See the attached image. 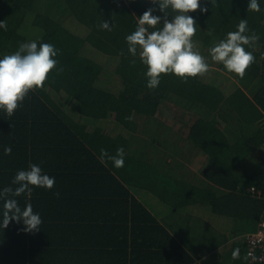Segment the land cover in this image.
Segmentation results:
<instances>
[{
	"label": "trees",
	"instance_id": "trees-1",
	"mask_svg": "<svg viewBox=\"0 0 264 264\" xmlns=\"http://www.w3.org/2000/svg\"><path fill=\"white\" fill-rule=\"evenodd\" d=\"M150 6L151 0H0V21L7 25L0 29V55L32 39L59 49L44 85L11 117L0 113V187L30 163L56 178L51 190L34 188L18 197L21 205L33 204L43 224L34 233L18 231L22 224L15 221L0 229V264H253L241 239L224 252L226 259L209 257L227 239L218 240L209 227L194 235L205 222L192 215L186 217L194 223L172 232L135 192L154 193L173 213L206 203L233 219L232 237L264 216V4L247 13V0H215L207 13H192L200 25L193 44L209 64L215 63L210 47L247 18L260 39L243 78L218 63L219 72L186 80L162 74L156 89L146 86V66L127 52L124 39ZM103 18L114 20L112 31L97 27ZM104 58L115 60L116 89L103 81L109 79ZM183 95V105L197 114L186 146L206 156L202 183L152 157L151 144L159 148L141 137L162 130L161 122L149 123L164 100L180 103ZM120 147L122 168L101 163V149L115 154ZM253 186L261 194L252 193ZM235 249L239 257L233 259Z\"/></svg>",
	"mask_w": 264,
	"mask_h": 264
},
{
	"label": "clouds",
	"instance_id": "clouds-1",
	"mask_svg": "<svg viewBox=\"0 0 264 264\" xmlns=\"http://www.w3.org/2000/svg\"><path fill=\"white\" fill-rule=\"evenodd\" d=\"M215 0H151V6L136 15L135 29L126 34L127 52L139 58L146 66V86L156 89L162 74H172L181 79L195 78L209 70L208 58L194 48L193 37L199 23L193 12L207 13L208 5ZM264 0H247V13L260 12ZM157 12L163 15L157 14ZM162 25L161 27H156ZM101 30L112 31L115 22L105 18L97 25ZM0 29L7 30L5 21ZM260 35L248 26L246 17L241 18L235 30L228 31L208 50L211 61L223 65L228 72L243 78L246 69L255 62L253 48ZM59 49L50 42L36 39L19 42L17 48L0 55V113L14 115L30 91L44 85L49 74L56 69ZM135 63V59L131 61ZM11 146L4 148L10 155ZM126 153L123 147L109 154L101 149V163L110 160L114 168H122ZM55 176L50 175L40 164L30 163L14 174L11 184L0 187V229L3 231L15 221L22 224L18 231L34 233L40 230L43 218L33 204L26 200L21 205L18 197L30 194L34 188L51 190ZM59 195V193H57ZM233 259L239 257V249L232 252Z\"/></svg>",
	"mask_w": 264,
	"mask_h": 264
},
{
	"label": "rangeland",
	"instance_id": "rangeland-1",
	"mask_svg": "<svg viewBox=\"0 0 264 264\" xmlns=\"http://www.w3.org/2000/svg\"><path fill=\"white\" fill-rule=\"evenodd\" d=\"M194 48L199 50V47H197V45H194ZM103 62L105 64L104 75L109 78L108 80L103 81L104 83L108 84V86L116 89L114 81L115 60L112 58H104ZM209 65V69H213L219 72L217 62H211V64ZM185 98L186 97L183 95L180 103L170 100H164V102L160 105L159 112L157 113L158 119L149 123L150 125L155 126L160 125L158 122H161L162 124H164V126L162 125V130H158V132L153 133L155 135L152 136L149 133L144 134L142 132L141 137L145 139L148 138L153 141L156 147L159 148L157 149V151L176 152L180 151V149L182 150L186 145L189 126L192 124L194 119L197 118V114L194 111H190L187 107H185V105H183L185 103ZM168 126L172 128V131L169 130ZM151 131H153V129H151ZM187 148L189 149L188 146ZM152 149L153 152H156V148L153 144H151L150 152H152ZM193 150L194 149L191 148V151ZM193 161L194 163H198L200 161V158H195ZM190 178L196 179L200 183L203 181L195 178L194 176H191ZM137 197L164 223V225H173V222L178 221L176 220L175 214H173L170 207L160 201V199L154 193L146 189H140L138 190ZM241 221L242 220H239V225L243 226V229H245L248 224L244 225L245 223ZM239 230H242V228ZM237 232L240 234V231ZM237 239H241V237H238ZM232 243L233 241H231L229 244L231 245ZM225 248L226 247H224L222 250L224 251Z\"/></svg>",
	"mask_w": 264,
	"mask_h": 264
},
{
	"label": "crops",
	"instance_id": "crops-1",
	"mask_svg": "<svg viewBox=\"0 0 264 264\" xmlns=\"http://www.w3.org/2000/svg\"><path fill=\"white\" fill-rule=\"evenodd\" d=\"M186 144H188V141ZM150 153L152 157H157V156L163 157V159L171 162L172 165H176L177 167H179L176 169L177 170L179 169V171L183 175H186V177L190 178L191 176H194L195 178L201 180L202 177L200 175V170L204 166L205 161H206V156L201 151L199 150L191 151V149H188L187 146L185 145L182 150L180 149V151H176V152H168V151L153 152V149H152V152ZM195 158H200V161L198 163H194L193 160ZM138 190H140V188L136 190L135 192L136 196H138ZM173 214H175L176 220L178 221L173 222V225L167 226L168 228H170L172 232H174V230L176 231L179 230V232L184 231L187 224L190 221H193L191 219H188L186 216L192 215V217L198 216L202 218V220L205 222V224H203L204 227L203 226L200 227L201 229L197 230L194 235H197L198 232L202 234L203 231L207 230L209 227L215 232H217V237H219L217 238L218 240L227 239V241L223 242V245L220 246L215 251L214 255H209V257L213 256V259L216 261H221L223 259L224 252L227 253L230 249V246L232 245V244L231 245L229 244L231 241L234 242L238 237H241V241L243 240V242H245L243 234H246L247 232H250L256 228V225H255L254 229L247 230L245 232L240 231V234H238L237 237H232L234 236L232 235L234 234L233 233V226H234L233 219H231L228 216H223V215L214 213L210 205L206 203L192 205L186 208L185 210L180 211V213L178 212V213H173ZM192 223H194V221ZM174 234L178 236L177 233H174ZM224 247L226 248L223 251L222 249ZM224 258L226 259L225 256Z\"/></svg>",
	"mask_w": 264,
	"mask_h": 264
},
{
	"label": "built area",
	"instance_id": "built-area-1",
	"mask_svg": "<svg viewBox=\"0 0 264 264\" xmlns=\"http://www.w3.org/2000/svg\"><path fill=\"white\" fill-rule=\"evenodd\" d=\"M252 193L261 194L253 186ZM247 253L253 264H264V216L260 218L256 228L244 235Z\"/></svg>",
	"mask_w": 264,
	"mask_h": 264
}]
</instances>
